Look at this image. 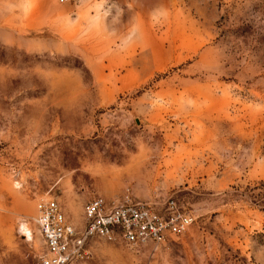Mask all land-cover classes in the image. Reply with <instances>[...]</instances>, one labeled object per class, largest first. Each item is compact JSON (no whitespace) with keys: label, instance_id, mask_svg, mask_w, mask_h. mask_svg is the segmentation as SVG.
I'll list each match as a JSON object with an SVG mask.
<instances>
[{"label":"rangeland","instance_id":"rangeland-1","mask_svg":"<svg viewBox=\"0 0 264 264\" xmlns=\"http://www.w3.org/2000/svg\"><path fill=\"white\" fill-rule=\"evenodd\" d=\"M95 197L193 223L79 264H264V0H0V264H40L38 201L81 231Z\"/></svg>","mask_w":264,"mask_h":264},{"label":"built area","instance_id":"built-area-1","mask_svg":"<svg viewBox=\"0 0 264 264\" xmlns=\"http://www.w3.org/2000/svg\"><path fill=\"white\" fill-rule=\"evenodd\" d=\"M36 213L34 220L46 248L40 264H79L88 258V244L94 239L121 241L134 250L148 244L157 249L186 234L193 223L192 215L180 210L175 200L160 210L129 199L109 203L95 197L84 208L86 224L81 231L68 222L56 200L38 201Z\"/></svg>","mask_w":264,"mask_h":264},{"label":"bare ground","instance_id":"bare-ground-1","mask_svg":"<svg viewBox=\"0 0 264 264\" xmlns=\"http://www.w3.org/2000/svg\"><path fill=\"white\" fill-rule=\"evenodd\" d=\"M24 232H25L26 234H28L30 238L32 237L31 230H30V228H28L27 226H24ZM25 233H24V234H25Z\"/></svg>","mask_w":264,"mask_h":264}]
</instances>
